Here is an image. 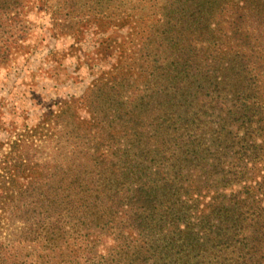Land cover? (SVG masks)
Masks as SVG:
<instances>
[{
  "label": "trees",
  "instance_id": "trees-1",
  "mask_svg": "<svg viewBox=\"0 0 264 264\" xmlns=\"http://www.w3.org/2000/svg\"><path fill=\"white\" fill-rule=\"evenodd\" d=\"M137 1L153 9L138 42L135 20L105 41L150 87L122 110L125 141L96 117L90 156L14 158L0 264H264V0Z\"/></svg>",
  "mask_w": 264,
  "mask_h": 264
},
{
  "label": "rangeland",
  "instance_id": "rangeland-1",
  "mask_svg": "<svg viewBox=\"0 0 264 264\" xmlns=\"http://www.w3.org/2000/svg\"><path fill=\"white\" fill-rule=\"evenodd\" d=\"M122 1L124 10H107L104 0H15L17 9L0 16V185H9L1 176L18 155L34 167L59 153L93 154L96 117L125 141L122 110L136 105L137 90L150 87L133 64L137 59L124 63L116 48L106 54L105 41L121 42L153 9L145 4L142 12L137 0ZM137 24L134 42L141 38Z\"/></svg>",
  "mask_w": 264,
  "mask_h": 264
}]
</instances>
